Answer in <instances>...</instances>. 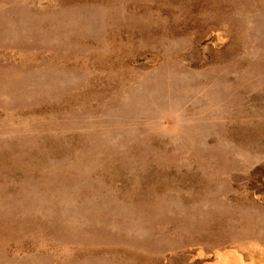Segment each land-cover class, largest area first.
Wrapping results in <instances>:
<instances>
[{"label":"rangeland","instance_id":"1","mask_svg":"<svg viewBox=\"0 0 264 264\" xmlns=\"http://www.w3.org/2000/svg\"><path fill=\"white\" fill-rule=\"evenodd\" d=\"M233 250L264 264V0H0V264Z\"/></svg>","mask_w":264,"mask_h":264},{"label":"bare ground","instance_id":"2","mask_svg":"<svg viewBox=\"0 0 264 264\" xmlns=\"http://www.w3.org/2000/svg\"><path fill=\"white\" fill-rule=\"evenodd\" d=\"M233 249H235V248H233ZM225 255H227V254H225ZM229 256H228V264H243V258H242V256H240V257H238L237 255H236V251H234L233 250V252H229V254H228ZM223 258V257H222ZM227 258V257H226ZM225 258V259H226ZM225 261V260H224ZM226 262H227V260H226ZM225 263V262H224Z\"/></svg>","mask_w":264,"mask_h":264}]
</instances>
